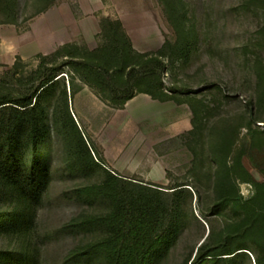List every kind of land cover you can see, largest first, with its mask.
Listing matches in <instances>:
<instances>
[{
  "label": "rangeland",
  "instance_id": "rangeland-1",
  "mask_svg": "<svg viewBox=\"0 0 264 264\" xmlns=\"http://www.w3.org/2000/svg\"><path fill=\"white\" fill-rule=\"evenodd\" d=\"M101 1L0 0V81L17 90L18 78L31 84L43 55L55 65L68 61L55 57L65 45L71 46L63 52L86 57L107 43L102 18L125 13L141 52L156 55L167 45L161 83L169 98L142 91L158 81L152 77L117 108L104 86L66 65V76L46 99L50 136L41 148L48 184L29 230L0 235V251L28 244L34 264H106L78 252L106 234L91 220L112 204L87 189L102 183L108 169L157 188L183 184L179 230L154 264H195L205 240L212 252L226 241L232 249L243 245L233 264H257L264 259V246L254 241L264 236V0ZM4 42L14 51L6 53ZM15 64L13 78L8 71ZM80 136L102 165L86 164ZM24 146L29 159L30 145ZM241 156L262 186L239 180ZM242 189L255 195H240L239 203ZM246 218L256 221L253 231L245 232Z\"/></svg>",
  "mask_w": 264,
  "mask_h": 264
},
{
  "label": "trees",
  "instance_id": "trees-1",
  "mask_svg": "<svg viewBox=\"0 0 264 264\" xmlns=\"http://www.w3.org/2000/svg\"><path fill=\"white\" fill-rule=\"evenodd\" d=\"M101 28L107 43L88 50L86 57L63 52L71 46L65 45L55 57L60 55L68 61L55 65L47 62L50 55H43L34 76L30 77L31 84H28V79L18 78L21 87L17 90L7 88L0 81V235L21 237L29 230L48 184L50 172L46 168L45 151L41 148L50 136L46 99L66 76V65L72 66L74 72L81 68L88 76H82V79L89 82L94 79L104 86V90L110 92L106 98L117 108L124 109L135 97L141 81L152 77L158 81L142 91L160 100L169 98L161 83V75L167 67L162 59L167 45L156 55L137 50L123 21L111 16L102 18ZM74 48L80 49L78 46ZM136 58L146 62H136ZM17 72L18 65L15 64L8 74L14 78ZM171 91L177 90L171 88ZM64 92L68 94L67 90ZM80 139L82 155L91 159L86 164L102 165L104 161L93 160L85 138L80 136ZM25 142L31 149L28 151L29 159ZM105 171V180L90 186L87 193L107 199L112 204L108 213L91 220L106 234L80 248L78 257H102L106 264H154L157 252L171 243L179 230L180 190L183 189L180 187L183 184L157 188L108 169ZM239 180L263 185L253 179L242 156L239 157ZM242 201L239 194V203ZM246 221L245 232L257 227L255 220L246 218ZM205 241L198 247L195 264L223 261L233 264L238 258L240 260L241 250L246 248L239 245V248L232 249L226 241L220 252H212ZM254 241L264 246V236H258ZM35 259L36 254L28 244H22L16 251H0V264H34ZM257 264H264V259L257 258Z\"/></svg>",
  "mask_w": 264,
  "mask_h": 264
},
{
  "label": "crops",
  "instance_id": "crops-1",
  "mask_svg": "<svg viewBox=\"0 0 264 264\" xmlns=\"http://www.w3.org/2000/svg\"><path fill=\"white\" fill-rule=\"evenodd\" d=\"M92 3H99V2H102L101 0H90ZM105 15H108V14H106V13H104ZM119 18H121V20L123 21V24H124V27H125V29H126V31H127V33L130 35V37L132 38V40H133V43H134V46H135V48L137 47L136 45H135V41H134V39H133V35H132V33H131V31H130V28H129V18H128V16H127V14H125V13H123V14H120V16H119ZM101 30H102V28H101V23H100V32H101ZM69 41H73L72 39H70ZM137 50H139L138 48H136ZM140 51V50H139Z\"/></svg>",
  "mask_w": 264,
  "mask_h": 264
},
{
  "label": "clouds",
  "instance_id": "clouds-1",
  "mask_svg": "<svg viewBox=\"0 0 264 264\" xmlns=\"http://www.w3.org/2000/svg\"><path fill=\"white\" fill-rule=\"evenodd\" d=\"M6 44V47L4 48V51L6 53L9 52H13L14 51V46L11 44H8L7 42H4ZM240 195L244 198V199H250L255 195V191L251 190V191H246V190H241L240 191Z\"/></svg>",
  "mask_w": 264,
  "mask_h": 264
}]
</instances>
